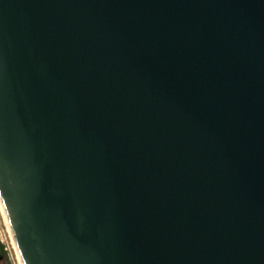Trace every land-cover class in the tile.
Returning a JSON list of instances; mask_svg holds the SVG:
<instances>
[{
    "label": "water",
    "instance_id": "1",
    "mask_svg": "<svg viewBox=\"0 0 264 264\" xmlns=\"http://www.w3.org/2000/svg\"><path fill=\"white\" fill-rule=\"evenodd\" d=\"M0 200L23 264H264V0H0Z\"/></svg>",
    "mask_w": 264,
    "mask_h": 264
},
{
    "label": "rangeland",
    "instance_id": "2",
    "mask_svg": "<svg viewBox=\"0 0 264 264\" xmlns=\"http://www.w3.org/2000/svg\"><path fill=\"white\" fill-rule=\"evenodd\" d=\"M1 204V202H0ZM2 204L0 205V241L4 245L7 256L0 260V264H21L17 254V249L13 244L11 234L8 230L7 223L5 220V212ZM5 215V216H4Z\"/></svg>",
    "mask_w": 264,
    "mask_h": 264
},
{
    "label": "bare ground",
    "instance_id": "3",
    "mask_svg": "<svg viewBox=\"0 0 264 264\" xmlns=\"http://www.w3.org/2000/svg\"><path fill=\"white\" fill-rule=\"evenodd\" d=\"M0 202H1V200H0ZM1 204H2V202H1ZM1 204H0V205H1ZM2 206H3V205H2ZM2 209H3V208H2ZM4 212H5V211H4ZM5 215H6V214H5ZM5 215H4V216H5ZM5 220H6V223H7L8 230H9V232H10V229H9V226H8L7 217H5ZM10 234H11V232H10ZM11 237H12V236H11ZM13 244H14V242H13ZM14 245H15V244H14ZM14 247H15V249H16V246H14ZM17 254H18V257H19V259H20V261H21L20 263L23 264V263H22V260H21V258H20V255H19V253H18V251H17Z\"/></svg>",
    "mask_w": 264,
    "mask_h": 264
},
{
    "label": "trees",
    "instance_id": "4",
    "mask_svg": "<svg viewBox=\"0 0 264 264\" xmlns=\"http://www.w3.org/2000/svg\"><path fill=\"white\" fill-rule=\"evenodd\" d=\"M0 253L5 256L4 246L0 243Z\"/></svg>",
    "mask_w": 264,
    "mask_h": 264
}]
</instances>
